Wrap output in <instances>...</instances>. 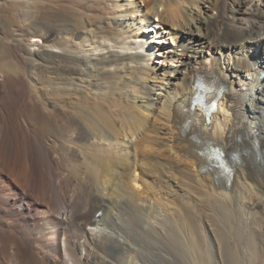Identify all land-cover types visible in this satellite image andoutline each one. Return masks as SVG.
I'll return each mask as SVG.
<instances>
[{
    "label": "bare ground",
    "instance_id": "bare-ground-1",
    "mask_svg": "<svg viewBox=\"0 0 264 264\" xmlns=\"http://www.w3.org/2000/svg\"><path fill=\"white\" fill-rule=\"evenodd\" d=\"M0 264H264V0H0Z\"/></svg>",
    "mask_w": 264,
    "mask_h": 264
},
{
    "label": "rangeland",
    "instance_id": "rangeland-1",
    "mask_svg": "<svg viewBox=\"0 0 264 264\" xmlns=\"http://www.w3.org/2000/svg\"><path fill=\"white\" fill-rule=\"evenodd\" d=\"M121 6H122V9H121ZM126 7H127L126 4L120 5V7L117 8V10L124 13ZM99 13L100 11L95 12V14H99ZM253 18H256V16L253 15ZM154 27H155L158 37L153 36L154 32L151 31L152 29H150L149 31L147 30L146 27H143L142 32L145 35V38L144 40L137 38L136 41L141 42V43L143 42V44L145 45V48L147 47L148 49L147 50V61H150L151 64L153 63L157 65H163L162 63L163 57L166 56V54H168L169 52H172L174 48L178 47L179 38L176 39L175 36H172L170 32H168V30H163V28L160 26L155 25ZM31 42L34 44H40L41 39H39L38 37H34L33 40H31ZM149 46H151V48H148ZM151 52H153L154 54H151Z\"/></svg>",
    "mask_w": 264,
    "mask_h": 264
},
{
    "label": "snow or ice",
    "instance_id": "snow-or-ice-1",
    "mask_svg": "<svg viewBox=\"0 0 264 264\" xmlns=\"http://www.w3.org/2000/svg\"><path fill=\"white\" fill-rule=\"evenodd\" d=\"M217 158H219V157H217Z\"/></svg>",
    "mask_w": 264,
    "mask_h": 264
}]
</instances>
